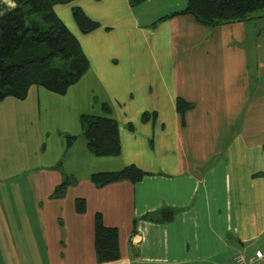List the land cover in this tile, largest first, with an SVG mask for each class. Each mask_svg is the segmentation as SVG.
<instances>
[{
  "label": "crops",
  "instance_id": "crops-1",
  "mask_svg": "<svg viewBox=\"0 0 264 264\" xmlns=\"http://www.w3.org/2000/svg\"><path fill=\"white\" fill-rule=\"evenodd\" d=\"M130 1L75 0L53 7L89 63L82 78L51 104V116H63L62 125H53L56 139L76 136L70 146L65 143V150L78 141L92 155L81 137L79 118L101 116L107 105L118 123L121 150L115 157H96L95 167L88 174L85 168L81 175L74 171L75 178L61 171V161L32 169L40 184L19 199L39 205L41 213L33 218L27 214L34 225L28 244L18 242L6 247L8 251L0 248V264H26L24 253L34 257L35 264H99L94 252L96 213L105 227L118 230L119 257L103 264H231L238 253L253 259L262 250L258 245L248 253L242 241L264 235V229H252L264 212V50L260 51L264 28L252 32L250 20L209 28L191 15L160 20L180 11V2L168 0L167 8L174 9L163 13V5L154 0L134 6ZM17 7L15 0H0V18ZM75 7L98 28L81 33L72 17ZM31 93L37 96L39 117L41 103L53 100L38 86L30 87L27 99ZM176 98L194 104L184 129L175 113ZM27 99L7 98L0 109L9 111L15 101L24 105ZM28 105L35 114L32 103ZM144 113L147 122H142ZM216 116L226 120L225 132H219L215 122L204 125L218 121ZM223 138L237 142L241 151L237 158L229 155L227 144L218 146ZM17 144L21 146L15 140ZM0 148L8 147L4 142ZM233 158L235 166L227 168ZM130 165L146 173L139 182L95 187L90 181L91 175L119 172ZM63 181L71 182L66 193L73 189L77 192L73 198L85 200L83 213L71 205L66 212L65 195L52 199ZM6 192L13 196L14 190ZM163 208L176 210L171 222L142 219Z\"/></svg>",
  "mask_w": 264,
  "mask_h": 264
},
{
  "label": "trees",
  "instance_id": "trees-1",
  "mask_svg": "<svg viewBox=\"0 0 264 264\" xmlns=\"http://www.w3.org/2000/svg\"><path fill=\"white\" fill-rule=\"evenodd\" d=\"M15 1L18 7L0 18V103L7 98L25 100L32 86L64 95L89 69L79 42L53 10L55 5H65L75 0ZM143 1L145 0L130 2L134 6ZM186 5L185 9L170 13L160 20L191 15L198 23L214 28L252 19V14L256 12H260L255 14L258 18L264 14V0H187ZM72 17L83 34L90 33L99 26L78 7L72 9ZM175 106L180 114L191 108L181 98L176 99ZM102 111L101 116H80L81 137L93 156L115 157L121 150L118 123L111 117L110 107L103 105ZM147 121L148 114L144 113L142 122ZM76 138L67 137L66 146H70ZM145 175L141 169L130 165L119 172L91 175L90 181L95 187L123 181L134 184ZM69 182L63 181L57 186L52 199L63 197L71 185ZM83 204V201L78 200L77 212H84ZM175 213L176 210L163 208L142 219L159 224L168 223ZM94 252L99 264L113 262L119 257L118 230L105 227L99 213L94 217Z\"/></svg>",
  "mask_w": 264,
  "mask_h": 264
},
{
  "label": "rangeland",
  "instance_id": "rangeland-1",
  "mask_svg": "<svg viewBox=\"0 0 264 264\" xmlns=\"http://www.w3.org/2000/svg\"><path fill=\"white\" fill-rule=\"evenodd\" d=\"M178 1L180 2L181 6H179V8L177 9H181V10L185 9L187 6L185 5V0H178ZM154 2L163 5V11H164L163 13H168L169 11H172L174 9L173 8L169 10V8H167L168 0H154ZM151 4L154 3L151 2ZM258 13L260 12L253 13L252 19H249L252 22L250 28L252 29V32L255 33H258L260 27L261 30H263L264 28V14H263L264 12L262 13L263 15L261 16V18H258V16L256 17L255 14ZM254 38H256V36ZM263 50H264V44L261 45L260 51ZM43 92L48 94L47 95L48 98L52 99L53 101H51L50 103L49 102L41 103V111H40L41 113L39 117L36 116L37 96L35 93H31L29 98L28 99L26 98L27 101L26 103H24V105H20L22 103L15 101L17 102V105L11 107L9 111L0 109V126L2 127L1 128L2 131L0 132V147L3 146L4 142L7 144L8 147L5 150H2L0 148V248H3L5 251H8L6 247H12L13 245H17L18 242H20L21 244H28L26 238L33 233L32 228H34V225L28 223L27 214H30V216L33 218V216L36 217L37 213L38 215L41 213V209L38 207L39 205H36L35 207V204L31 202H24V200L19 199L20 194L25 195L24 192L27 193L34 192L36 187L40 184L39 180L37 179L38 175L36 174V172L31 171L32 169L42 166H49L50 164H56L59 161H61L62 164L59 165V167H61V171H63L65 175H71V173H73L74 171L75 173H78V175H81L83 168H85L86 174H88L89 168L95 167L92 160H97L96 157H92V155L87 153L86 149H84L83 142L78 143L77 141L75 146H73L72 148L66 151L65 150L66 140L64 139V137L62 138L59 137V139H56V129L54 128L53 125L54 124L62 125L61 119L63 116L61 115L51 116L52 113L51 112L49 113V110L53 109L51 104L54 105L55 103L54 101L59 100L58 99L59 97L58 95L50 93L45 89H43ZM30 103H32V106L35 109V114L32 112L31 106L28 105ZM187 103L191 105L190 106L191 108L186 110L183 114L178 113L176 111V106H175V113L178 117L179 126L182 129H184L187 125L186 123L187 115L195 109L194 104L190 102ZM249 109L250 107L248 108V110ZM248 110L246 111L249 112ZM46 111L49 114H45ZM204 111H205L204 108L200 109L203 118H204V114H203ZM23 112H25V115L20 117L19 113H23ZM31 113H33L34 115L33 120H30L29 118L31 116ZM3 115H7L11 117L12 120L10 121L9 118L6 117L5 119H2ZM151 119L153 123H155L157 119V112H154L152 114ZM217 119L218 121H213V123H206L204 125L206 126L215 125L216 123L219 126V132L222 131L225 132L227 130L226 120L222 119L221 117L220 118L217 117ZM242 126L243 123L237 124L236 128L239 132L243 130ZM244 126H246L245 123ZM45 128L48 131V138L46 137ZM58 131L61 132L63 130L59 128ZM15 140L21 143V146L20 144L14 145ZM8 142L10 144H8ZM22 144L24 146H22ZM226 144L229 147L230 156L237 158L238 155L241 154V151L238 152L239 148L237 147L238 146L237 142H233L230 139L223 138V140L220 141V144H218V146L223 147L226 146ZM42 151L44 152L41 153ZM56 153L58 154L56 155ZM230 156H226V159L230 158ZM234 158L231 159L229 164L227 163V168L228 166L230 167V165L232 167L235 166L236 159ZM251 158L252 160H254L253 151L251 152ZM241 160L242 162L244 161L242 157ZM23 169H25L26 172L25 174H23ZM73 177L75 178V176ZM10 183L16 184V186L9 187ZM9 188L14 190L13 196H8L6 190ZM76 194L77 192L73 189L68 190V193L65 194L66 199L64 204H65L66 212H67V206L70 205L71 207L74 208L75 211L78 200L84 202L85 210H86V203L84 199L73 198ZM30 211H36V212L35 214H32L30 213ZM259 211L260 208H258L257 212L255 213L259 214ZM262 214L263 217H260L256 220L255 226L252 229L256 231H260L264 229V212ZM242 243H245L244 249H246L248 253H251L253 247H256L258 245H260V247L264 249V235L263 236L249 235L248 240L246 242L242 241ZM234 246L236 249L238 248V240L236 236L234 238ZM245 255L247 256V254ZM4 259L11 260L9 257H5ZM23 259L24 262H26V264H30L27 263L28 260H31L34 264L36 263L34 257H29V253L28 254L24 253ZM231 262H233V259Z\"/></svg>",
  "mask_w": 264,
  "mask_h": 264
},
{
  "label": "built area",
  "instance_id": "built-area-1",
  "mask_svg": "<svg viewBox=\"0 0 264 264\" xmlns=\"http://www.w3.org/2000/svg\"><path fill=\"white\" fill-rule=\"evenodd\" d=\"M264 263V249L257 251L254 258L249 262L242 253H238L233 258V264H263Z\"/></svg>",
  "mask_w": 264,
  "mask_h": 264
},
{
  "label": "bare ground",
  "instance_id": "bare-ground-1",
  "mask_svg": "<svg viewBox=\"0 0 264 264\" xmlns=\"http://www.w3.org/2000/svg\"><path fill=\"white\" fill-rule=\"evenodd\" d=\"M134 240V239H133Z\"/></svg>",
  "mask_w": 264,
  "mask_h": 264
}]
</instances>
